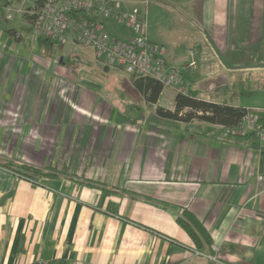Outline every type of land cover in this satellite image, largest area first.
Segmentation results:
<instances>
[{
  "label": "crops",
  "instance_id": "0c3cea01",
  "mask_svg": "<svg viewBox=\"0 0 264 264\" xmlns=\"http://www.w3.org/2000/svg\"><path fill=\"white\" fill-rule=\"evenodd\" d=\"M116 1L147 11L170 64L195 50L185 82L201 98L247 107L233 100L228 71L240 55L264 59V0ZM34 36L35 47L81 51L90 74L0 34V264H264V146L254 135L164 117L156 108H175L176 87L153 102L147 78L71 39ZM186 211L210 245L197 246Z\"/></svg>",
  "mask_w": 264,
  "mask_h": 264
},
{
  "label": "built area",
  "instance_id": "2783aa9c",
  "mask_svg": "<svg viewBox=\"0 0 264 264\" xmlns=\"http://www.w3.org/2000/svg\"><path fill=\"white\" fill-rule=\"evenodd\" d=\"M22 4L31 0H18ZM36 36L64 44L70 39L94 50L104 65L118 68L134 77H150L164 87H176L189 93L185 79L197 74L195 50H188L191 59L183 65L170 64L165 48L151 40L147 33V11L135 7L126 10L116 0H44L40 7L29 8ZM9 15H12L10 12ZM109 20L127 28L131 36H117L109 29ZM261 109H250L243 120L225 127L228 134L254 135L264 146V118ZM35 264H71L64 260H39Z\"/></svg>",
  "mask_w": 264,
  "mask_h": 264
},
{
  "label": "rangeland",
  "instance_id": "374dc122",
  "mask_svg": "<svg viewBox=\"0 0 264 264\" xmlns=\"http://www.w3.org/2000/svg\"><path fill=\"white\" fill-rule=\"evenodd\" d=\"M0 5L2 6L0 7V34L20 40L24 52L36 49L38 54H46L58 59V61L64 57L66 65L74 69L75 73L79 76L83 73L90 74L87 73L90 63L85 58H81V51L65 55L60 45L53 44L54 47L49 48L44 43L39 42L37 47H35L36 45L34 46V20L30 22L24 17L25 13L30 15L26 9L38 7L36 0H31L24 4L18 0H0ZM10 12L12 15H9ZM109 22L112 23L113 20H109ZM110 26L112 27V33L117 36L126 37L125 34L130 33L127 28L120 25L113 24ZM177 47L178 49L175 50V60L181 61L185 59L187 51H185L182 43H178ZM175 60L174 62H177ZM236 60L238 63L234 67L229 68L228 71V74L232 77L229 88L231 89L233 100L235 102L239 101L250 109H254L257 106L264 108V59L258 58V56L250 57L245 54L243 56L240 55ZM231 61H233L232 57ZM217 80L222 82L221 78ZM117 99L118 96H116ZM119 104L121 105L122 102H119Z\"/></svg>",
  "mask_w": 264,
  "mask_h": 264
},
{
  "label": "trees",
  "instance_id": "16d2710c",
  "mask_svg": "<svg viewBox=\"0 0 264 264\" xmlns=\"http://www.w3.org/2000/svg\"><path fill=\"white\" fill-rule=\"evenodd\" d=\"M36 2L37 6L40 7L44 0H36ZM25 18L30 20V22L34 19L32 15H28L27 13H25ZM144 78L148 79L149 85H151L150 87L153 89L152 92L155 94V96H152V100L156 102L157 94L162 90L163 85L150 77H140V82ZM189 85L191 84L189 83ZM156 110L160 115L174 120L185 122L200 120L220 124L225 127H233L243 120L250 108L236 106L228 102L206 100L198 95L197 90L190 88L189 93L177 92L175 97V108L173 110L161 106H158ZM261 117H263V113H261ZM20 171L23 172V170ZM180 220L199 248L208 246L212 243L211 235L208 233L205 226L197 220L195 215L186 211L185 216Z\"/></svg>",
  "mask_w": 264,
  "mask_h": 264
}]
</instances>
